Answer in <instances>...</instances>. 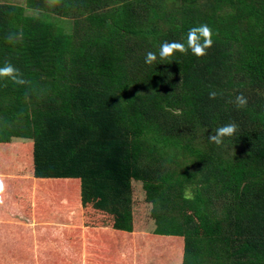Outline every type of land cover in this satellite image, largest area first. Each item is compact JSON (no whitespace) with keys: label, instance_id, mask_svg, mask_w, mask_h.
<instances>
[{"label":"trees","instance_id":"16d2710c","mask_svg":"<svg viewBox=\"0 0 264 264\" xmlns=\"http://www.w3.org/2000/svg\"><path fill=\"white\" fill-rule=\"evenodd\" d=\"M73 1L0 4V67L11 63L28 81L0 78L1 137V122L13 125L30 113L43 118L48 137L68 122L61 146L36 143L30 158L55 170L67 165L51 174L78 181L55 196L42 192L53 205L46 216L17 214L12 264H264V99L234 103L253 81L264 84V0ZM87 8L102 32L94 38L80 36L72 20ZM102 8L106 13L96 12ZM71 20L68 32L63 24ZM200 24L213 31L206 55L177 52L145 63L147 52L158 54L166 41L186 43ZM232 59L233 91L202 84L200 63L206 72H226ZM219 74L207 76L217 82ZM180 87L194 93L189 107L176 100ZM52 104L57 109L48 111ZM198 113L208 124L238 125L225 139L234 158L197 144ZM67 146L72 152L64 155ZM51 174L34 168L33 179ZM171 181L179 183L174 196L159 186ZM189 188L191 200L184 198Z\"/></svg>","mask_w":264,"mask_h":264},{"label":"rangeland","instance_id":"374dc122","mask_svg":"<svg viewBox=\"0 0 264 264\" xmlns=\"http://www.w3.org/2000/svg\"><path fill=\"white\" fill-rule=\"evenodd\" d=\"M80 0H76L73 2H70V5H78ZM166 1H175L177 4L180 3L181 0H166ZM1 3L11 4V5H24L25 0H0ZM120 3V2H118ZM112 7L114 4L111 5ZM109 7V6H108ZM106 8H102L100 10L96 9L94 11L101 12L102 10L105 11ZM228 12L229 8L222 7L221 12ZM93 9L87 8L83 14H80L78 17L74 16L72 17L74 20L75 18L78 19V30L80 36H86L89 38H94L95 34H101V30L98 27V19H94L92 15ZM27 14H29L27 12ZM71 21H67L63 24L66 31L71 32L73 24ZM165 37V31L168 30L163 27ZM105 33V32H103ZM108 35V33H106ZM78 35H76L77 37ZM152 37H149L146 42H152ZM151 42L149 43L151 45ZM159 47V44H158ZM233 60V61H232ZM230 60L229 65H227L226 72L224 71H217V68L215 70H208L205 71L204 64L200 63L198 65V72L199 75H201V80L203 85H208L209 87L211 85L214 86V89L217 87V85H220L221 88H227L228 91H233L234 89H230V84L233 81V71H235V64L234 59ZM234 64V69H233ZM211 71V73H222L219 74L218 83L215 81V79L210 78L207 76L208 72ZM225 73V75H223ZM217 75V74H215ZM122 79H125V75H122ZM230 89V90H229ZM189 90V89H188ZM184 87H180L177 91L176 100L184 101L183 106L189 107V103L192 100L193 92L188 91ZM243 94V90L241 91ZM246 98L250 97H257L264 99V84L261 82L253 81V84L250 88L246 89V92L243 94ZM196 101V100H195ZM211 103L214 101L218 103L219 100L217 99H210ZM33 100L31 97H28L25 103V109L30 113L29 106L32 105ZM194 103V101H193ZM205 106L210 108V105L202 103L201 106ZM51 107V108H50ZM48 107V111H52L54 109H57V107L52 104ZM214 107V105H213ZM216 108V107H215ZM194 118V124L193 126L198 131V136L196 139L197 144L201 145V148H205V150L209 149L213 152L220 153L225 152L227 153V159L234 158L235 155L233 154V150L228 148L225 144V139L223 141V144L220 146H217L216 144L209 141L208 136L211 134H214L217 128H219L221 125L218 123H207V118H202L200 114H192ZM25 119L20 120L18 123L8 124V122H1L2 124L6 125L4 128L1 129L2 137L0 134V246L5 247L4 249H0V252L2 251L3 255L0 254V264H12L11 262V255L13 253V249L11 248L9 242L12 244V228L14 227L12 224V221L15 220L17 217V214L23 215V216H30L33 218L40 219L44 216H46V212L51 210L53 208V205L49 206V203L45 202V195L42 192H50L51 195H56L58 191L57 189L60 187L61 189H65V184L67 185H78L77 180H66L62 179L61 177H54V174L51 173H57L58 175L62 173V171L66 168L67 165L58 167V170L52 169V167L44 165H37L36 163H33L30 155L32 153V147H36V143H45L47 147L42 148L45 150H48L53 145H60L61 141L64 139H60L58 137V134L62 132V138H63V130L68 126V122L63 121L61 122V126H55L53 128V133L50 132V137H48L43 130V126L41 123H43V118L40 117V115H32L27 114L24 115ZM64 120V119H63ZM44 124V123H43ZM18 125L19 131L12 130V126ZM233 143H231L230 146L233 148ZM50 146V147H49ZM63 149V147H61ZM40 149V150H42ZM72 152V148L68 146L63 149V154L66 155L68 153ZM34 168L40 171L41 173H49L50 176L46 181H39L33 179V171ZM172 182V181H171ZM179 183L172 182V185L168 182H162L159 186H166L167 190L171 192V195L174 196L172 193V190L174 191V188L176 190V187ZM171 186V187H170ZM37 187H40L43 190L37 189ZM177 191V190H176ZM169 211H174L173 209H170ZM20 223V222H18ZM69 235L75 237L74 230L69 231ZM70 242H74L76 246H79V243H76L75 238H69ZM70 242L69 245H72ZM68 245V244H67ZM180 245V244H179ZM184 246V245H182ZM178 246L179 252L183 251V247ZM7 255V256H6ZM38 263L39 261L42 264V259L36 260Z\"/></svg>","mask_w":264,"mask_h":264},{"label":"clouds","instance_id":"9594fccd","mask_svg":"<svg viewBox=\"0 0 264 264\" xmlns=\"http://www.w3.org/2000/svg\"><path fill=\"white\" fill-rule=\"evenodd\" d=\"M49 7H54L60 3V0H47ZM213 45V31L207 24H200L191 27L186 35V43L183 42H164L160 45L159 52H147L145 55V63L152 65L157 58L161 60H168L175 53L187 54L189 51L196 56L202 57L206 55V50ZM0 78H8L17 85H25L28 83L23 78L22 73L11 63L6 62L4 66L0 67ZM218 93L216 91L209 92V99H216ZM235 105L237 108H242L247 104V98L241 93L236 96ZM238 130V125L235 123H228L216 129L214 134L208 136L210 142L220 146L223 144L224 138L232 137ZM185 199H194L191 189H186L184 193Z\"/></svg>","mask_w":264,"mask_h":264},{"label":"crops","instance_id":"0c3cea01","mask_svg":"<svg viewBox=\"0 0 264 264\" xmlns=\"http://www.w3.org/2000/svg\"><path fill=\"white\" fill-rule=\"evenodd\" d=\"M119 233L122 234L121 231H119Z\"/></svg>","mask_w":264,"mask_h":264}]
</instances>
